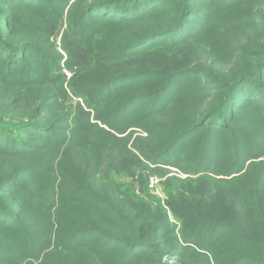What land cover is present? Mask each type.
<instances>
[{
  "label": "trees",
  "instance_id": "obj_1",
  "mask_svg": "<svg viewBox=\"0 0 264 264\" xmlns=\"http://www.w3.org/2000/svg\"><path fill=\"white\" fill-rule=\"evenodd\" d=\"M244 1L0 0V108L14 120L25 118L17 125L0 119V264H162L165 253L178 257L174 264H214L212 258L223 264L219 257L226 249L215 253L213 249L234 234L236 218L231 223L190 218L193 211L170 193L174 202H166L181 222L178 227L162 201H149L124 189L125 183L106 172L103 179L108 187L101 193L93 190L99 155L70 151L76 152L79 141L96 131L95 125L80 103L61 112L69 96L63 69L83 66L89 58L126 60L180 48L195 42L209 27L235 28L225 49L198 53L190 68L115 74L106 82L69 87L96 110L126 94L110 113L97 117L114 131L121 122L138 118L142 107L133 108L136 102L147 101L143 113L152 116L172 112L183 99L199 100L201 107L188 126L168 133L165 148L131 158L141 157L152 168L175 167L188 175L239 179L249 164L264 155V145L255 142L260 136L256 127L264 126V8L247 11L243 19L218 14ZM155 16L168 21L150 25L153 29L139 31L122 46L112 44V39L109 46L97 42L109 29ZM63 18L66 58L61 64L62 56L57 51L48 55L44 46L53 47L49 41ZM212 59L219 61L217 70L207 64ZM142 86L146 88L137 89ZM69 118L79 125H62ZM59 151L65 155L55 167L46 168L45 158L54 160ZM253 194L259 201L257 192ZM254 221L253 227L264 236V217ZM248 263L245 256H237L230 264Z\"/></svg>",
  "mask_w": 264,
  "mask_h": 264
},
{
  "label": "rangeland",
  "instance_id": "obj_2",
  "mask_svg": "<svg viewBox=\"0 0 264 264\" xmlns=\"http://www.w3.org/2000/svg\"><path fill=\"white\" fill-rule=\"evenodd\" d=\"M261 8H264V2L246 0L221 10L218 15L219 17H229L231 19H243L247 11L252 10L253 12ZM167 19L165 16H155L134 25L118 26L109 29L103 39H100L102 41L97 42L99 45L109 46L111 43L109 44L108 42L112 39V44L122 46L127 41L133 39L134 36L140 34L141 32L139 31L146 28L153 29L150 25H154L155 27L165 24L164 20L167 22ZM64 28L65 18L62 19L54 37L51 39L52 41H49V43L53 44V47L50 44H45L44 46L48 55H51L53 51H57L62 56L61 64L66 58L65 50L62 48V33ZM219 30L216 26L209 27L195 42L180 48H168L126 60L112 58L110 61H103L102 59L94 61L89 58L88 62L83 66L72 70L64 68V86L67 88L69 96L62 102L61 112H64L66 109L73 110V106L80 103L89 112V121L95 125L94 130L96 131L90 132L88 139L79 141L76 152L70 151L71 155H99V168L95 174L96 180L93 190L101 193L103 191L102 188L108 187V183L106 184L103 179L106 172L109 178L125 183L126 187L124 189L134 191L135 194L149 201L151 199L152 201L156 199L162 201L161 203L164 209H166L169 219L176 221L178 227L181 222L179 219L173 217L172 210L167 203L174 202L172 195L180 198L188 206V209L193 211V215L190 214V218L195 215V217L202 220L211 218L216 222L228 221L230 223L236 218L237 222H235L236 228L234 229V234L227 241L223 242L224 244L221 242L222 244L219 247L214 248L213 253H215L214 251L223 252L226 249L220 256L221 258L219 257L221 259L220 262L222 261L223 264H227V262L230 264L237 256H245V260H249L248 264H254L255 262L264 264V236L261 232L257 231L256 227H253L255 224L254 220L263 219L264 217V155L249 164L248 167V164L246 165L247 169L243 177L231 181L219 180L209 175V173L201 176L188 175L175 167L152 168V165L141 157H139L140 160H136L135 158H131L130 155H136L137 158V155H149L165 148L170 139V136H167L168 133L172 131L177 133L188 126L189 120L193 117L192 115L201 107V104L198 102L199 100L191 101L190 99H183L178 105L174 106L175 108L172 109V112L154 113L152 116H144L143 112L147 109V101L136 102L133 108L142 107L138 110V118L121 122L119 128L115 131L112 129V131L109 124H105L103 120H98L97 117L110 113L115 104H120L122 97L124 99V95L126 94L117 96V99L115 98L113 101L108 102L103 109L96 110L88 108L85 104V99L78 94H74L72 88L69 87L70 83L88 85L91 82H106L115 74H131L146 71L171 73L190 68L195 65L198 53L203 51L218 53L221 49H225L226 44L232 40L231 37L236 32L235 28L229 31ZM221 46L222 48H220ZM218 62L212 59L208 60L207 64L217 70L216 68L219 67ZM144 87H138L137 89ZM120 96L122 97L120 98ZM14 117L10 113L2 112L0 108V119L4 122L17 125L19 121L25 119L14 120ZM172 118H174L173 123L170 122ZM62 125L67 127L75 125L77 127L79 124L78 122H74L72 118H69ZM101 129L108 130L107 134ZM148 129L150 132H147ZM243 129L246 131V128ZM254 129L255 127L251 125V131ZM256 130L260 136L256 138L255 142L262 147L264 145V126L259 124ZM79 135H83L82 130ZM137 146L141 147L140 150H136ZM66 150L68 155V147ZM64 153L63 151H59L56 154L58 156H54V160L51 159V156L46 157L45 161L48 162L45 164L46 168L55 167L57 159H60L61 155H65ZM91 175L92 173L87 175V184L90 182ZM151 177L156 180L155 182L153 181V186L150 185ZM257 178L259 182H256ZM46 183L49 184L48 181ZM254 192H257L259 201L254 198ZM51 197L52 195H49V198ZM175 204L177 205L178 202H175ZM254 241H256L255 245H253ZM244 245H250L251 248H255L254 246H256V248L247 250L243 248ZM220 248L222 251H220ZM179 251H176V253ZM150 258H153V256H150ZM177 258V256L165 253L162 256L161 263L174 264L173 260L176 261ZM212 259L215 264L214 258Z\"/></svg>",
  "mask_w": 264,
  "mask_h": 264
},
{
  "label": "built area",
  "instance_id": "obj_3",
  "mask_svg": "<svg viewBox=\"0 0 264 264\" xmlns=\"http://www.w3.org/2000/svg\"><path fill=\"white\" fill-rule=\"evenodd\" d=\"M153 181L155 182L156 180L153 179V177H151V178H150V183H151L150 185H151V186H153V183H154Z\"/></svg>",
  "mask_w": 264,
  "mask_h": 264
}]
</instances>
